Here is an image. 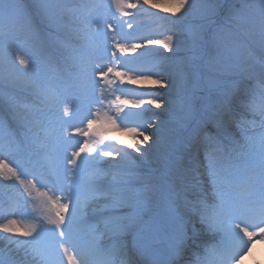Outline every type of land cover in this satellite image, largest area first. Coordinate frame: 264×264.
Masks as SVG:
<instances>
[{
    "label": "snow or ice",
    "instance_id": "1",
    "mask_svg": "<svg viewBox=\"0 0 264 264\" xmlns=\"http://www.w3.org/2000/svg\"><path fill=\"white\" fill-rule=\"evenodd\" d=\"M143 5L159 8L177 19L200 6L196 0H111L110 4L107 0H51L45 11L52 25L63 27V15H69L72 39L77 41L73 54L55 58L39 41L23 32L14 15V0H0V78L21 83L32 89L35 97L34 103L27 106L31 119H25L24 138L0 142V152L20 157L13 163L0 155V179L14 182L23 190L19 203L31 205L35 211L32 202L39 201L44 210L39 217L29 214L33 222L25 226L15 218L17 203L13 204V218L0 223V233L10 234L4 239L27 251L22 259L10 253L0 255V264H116L118 255L123 257L121 264H180L186 255V240L175 221L169 253L147 260L133 259L120 245L102 248L95 227L83 222L87 199L99 191L98 182L105 176L99 159L117 161L131 156V152L137 154L133 158L136 159L146 151L141 146L151 147L156 142V134L148 132L143 122L130 124L126 120L135 116L142 121L152 108L167 105L146 86L171 85L158 75L154 78L151 71L142 70L135 56L138 50L150 51L153 47L177 51L173 35L169 33L164 39H134L129 34H118L114 23L102 18L112 7L120 17H128L133 14L131 10L139 11ZM239 19L241 26L254 31L264 46V0H244ZM127 27L133 28L132 23L128 22ZM21 44L31 48L35 59L18 51L10 59ZM71 46V40L65 44L66 48ZM228 55L225 49L222 56ZM124 56L132 59L122 60ZM128 85L141 88L133 91ZM193 106L192 96L184 100L182 126L193 117ZM246 106L258 113L259 120L248 123L258 125L260 132L245 135L246 143L241 145L240 153L242 165L217 167L212 157H206L213 198L210 202L201 201L198 213L213 242L204 245L203 254H196L192 264H240L245 256L253 254L257 242L264 244V90L252 96ZM85 110L79 125L70 131L65 128L66 118L79 116ZM221 114L222 110L211 119L217 121ZM147 127L160 130L152 119L147 121ZM110 132L127 137L117 141L122 147L114 151H107L104 146L105 141L114 139L108 135ZM71 137L81 139L74 141ZM125 147L131 152L125 151ZM29 164L31 167L26 166ZM133 174V169L125 168L120 177L114 178L117 183L113 199L117 203L125 202L128 177ZM25 196L28 199H23ZM105 227L113 233L136 236L140 246L148 238L137 215L115 218ZM11 236L23 240H12Z\"/></svg>",
    "mask_w": 264,
    "mask_h": 264
},
{
    "label": "rangeland",
    "instance_id": "2",
    "mask_svg": "<svg viewBox=\"0 0 264 264\" xmlns=\"http://www.w3.org/2000/svg\"><path fill=\"white\" fill-rule=\"evenodd\" d=\"M50 2L51 0H14L16 6L14 15L18 18V24L23 32L39 41L47 52L53 53L52 47H49V39L53 44L52 46H55V53H57L58 56L61 58L70 56L73 54L77 44V41L72 39V32L69 27L71 18L69 15L64 14L61 21L64 26L54 27L49 15L45 11L46 5ZM107 2L110 4L111 0H107ZM196 2L197 5L200 6L197 7L194 12L186 16H181L180 19L171 16V14L167 16L166 14L157 13L153 8H149L146 5H143L139 11L131 10L134 11L136 13L135 16L139 18L136 24H133L132 21L129 20L130 16L120 17L114 7L102 17L103 20L112 21L114 23L118 34H129L134 39L147 37L164 39L166 35L170 33L173 35L174 43L177 46V51L175 52H183V54H185L183 57L173 60V63L180 65L181 68L177 71L171 70L169 74V76L174 79V77H177L178 73H186L185 75L183 74L182 77H178L180 81H177V83L179 82L180 84H175L176 89L174 95L170 96L168 99L172 107H174V110H176L175 112H179L177 113V117L175 116L176 114H174V117H176L174 120L171 119L173 120V124H175L174 131L172 133L170 132L173 139L182 136L183 132H185L184 129L188 127V122L194 121L199 111L201 114H204L207 109H213L215 105L216 108L218 107L215 99L217 95H221V92L227 90V84H233L232 86L236 85L237 87L241 79H247L248 76L258 80L264 77V66L262 65L264 46L261 45L259 37L254 31L245 30V28L241 26V21L239 19L244 0H196ZM118 21L121 23H117ZM173 21H175V23H173ZM128 22L132 23L133 28L129 29L127 27ZM104 30H107L106 26H104ZM179 37H181V40L177 39ZM70 40L71 44H73L71 47L66 48L65 44ZM180 42L184 44V47L180 48L181 46H178ZM250 46H255L260 49L262 52L261 57H252V52L249 49ZM156 49L157 48L153 47L151 50ZM225 49H227L229 53L227 58L222 56ZM151 50H138L135 61L141 68L146 67L150 60L146 58L143 63H140V57L151 52ZM17 51L26 57L35 59V55L31 48L23 44H21L18 49L13 50L10 54V59L14 58ZM121 59L131 60L132 57L124 56L121 57ZM17 66L19 67V65ZM126 87L133 91H137L138 89V85H128ZM155 87L156 86H152L154 89ZM160 90L165 93L168 91V87L160 88ZM10 93H12V98L9 97ZM225 93H223V96ZM175 94L179 96L177 99L173 98ZM189 96H192L194 99V115L191 119L185 120L182 126L180 121L184 117L185 112L184 100ZM31 97L35 99L32 89L24 87L15 80L0 78V142L20 140L17 134L11 129L9 117L12 119V123L20 128H24L25 131L27 130L25 119H31V113L30 110L27 109L28 107H26V110L22 109V102H27ZM60 111H62V109ZM93 111H95V107H93ZM112 111L113 113L115 112L114 107ZM82 113L85 115L86 110ZM82 113L80 115H82ZM74 116L66 118L65 128L69 131L70 124L68 121ZM131 117L132 116L127 120L135 119ZM154 119L156 120V118ZM132 122H135V120ZM139 122L141 123L142 121L140 120ZM36 130L37 129L34 128L33 132ZM236 130L238 134L237 140H239L242 145L246 143L244 138L245 135L255 136L260 132L259 126H252V128L249 127L248 129H241V127H239V129ZM61 131L64 132L63 129H61ZM108 135L114 138L108 140L112 144L120 145L117 141L120 140L121 137L127 139V137L120 132H110ZM71 139L75 141L80 140L81 137H71ZM159 141H162V137ZM7 153V151H3L0 152V155L13 163H16L20 158L16 153L12 156H5L4 154ZM169 158L170 154L166 159H164L163 156L164 168H167ZM99 160L104 164L107 163L104 157H101ZM159 176L161 175H158V178ZM160 178H164L163 175ZM10 186L19 187V185L14 182H6L0 179V191ZM63 187L66 192L68 190L67 185L65 184ZM157 191L162 192V188L160 186L157 187ZM147 194L149 193L146 192L145 194V192H143L140 198H137L138 201H135V205H138L135 207L137 208L136 210L139 216H148L150 219L148 224H151L153 219L156 220L159 217V215H155V213L162 207V203H160L158 199H155L153 202L146 199L145 196ZM169 198L170 197L167 196L164 200L168 202L170 200ZM1 199L2 197L0 195V200ZM164 200H162V202H165ZM85 208H87L86 210L88 211L90 207L86 204ZM94 208H100V206H94ZM30 211V209H24L19 211L18 214H15V218L21 225L26 226L33 222L28 218L29 214L33 215ZM125 214L129 213L126 212ZM5 220L6 219L0 216L1 223L5 222ZM195 227L200 231L204 229L199 222L195 223ZM1 254L2 252H0V255Z\"/></svg>",
    "mask_w": 264,
    "mask_h": 264
},
{
    "label": "bare ground",
    "instance_id": "3",
    "mask_svg": "<svg viewBox=\"0 0 264 264\" xmlns=\"http://www.w3.org/2000/svg\"><path fill=\"white\" fill-rule=\"evenodd\" d=\"M153 10H155L157 13H160L163 15L164 14H166L167 16L170 15V13L162 12L159 8L153 9ZM132 13L133 14L130 15L129 20L132 21L133 24H136V22H138L139 18L137 16H135L136 13L134 11H132ZM177 39L181 40V37H179ZM178 43H179V41H178ZM178 43H177V45H178ZM178 46H181L180 48H182V47H184V44L182 42H180V44ZM157 49L151 50V52L146 53V55L142 56L143 58L146 57L148 60H150L151 65L153 67L158 66V65L160 66L161 65L160 63L164 60L165 61H173V60H177V59L183 57V55H185V54H183V52H171L173 54H168L165 51H163V49H158V50ZM171 67H172V69H171L172 71H177L178 69L181 68V66L178 64H174L173 66L171 65ZM142 70H145V68H142ZM145 71H148V70H145ZM167 71H168L167 67L164 68V67L160 66L158 69H156V71H153L154 72L153 74H154V78L156 75H158L159 77H161V79L163 81H165L166 83L171 85L170 87H168L169 92L164 93L157 86L155 87L156 90H152L150 92L153 95L159 96L163 101H166L167 105L162 106L160 109L152 108L151 111L154 115L148 113L143 117V120H142L145 123H147V121L149 119L156 118V120H157V118H158L157 123L160 126L159 131H157L155 128H148L147 126L145 127L148 132H154L156 134V136H157L156 142L152 143L151 147L146 146V151H145L144 155L142 157H138L136 159H133V158L137 157V154L135 152H131L130 149H127L125 147V151L131 152V156H127L123 159L118 158L117 161H112L110 158L104 157L106 159L105 161L111 163L108 165H105L104 163H102L99 160V167H101L103 169L105 176L102 180H100L98 182L99 191L96 194L90 196L87 199L86 204H88L90 209L93 208L92 206H98L99 205L101 207V209H99V211H102V210H104L102 208H107V207L112 209L111 210L112 215L108 214L109 216H107V219L113 220L115 218L126 215L125 213L127 211H123L122 208H120L119 206L135 205L136 202L134 201V199L140 197V195L146 191L145 187L143 186L145 184H140L137 182L136 185H133V184L129 183L128 195L125 199V202L117 203L113 199L114 195H112L113 193L115 194V185L117 183L116 179H114V178L120 177L122 170L125 168H131L134 170V168H132V166L143 165V166H145L144 167V169H145L146 168L145 164L147 162L153 167V169H152L153 172L150 173L151 175L153 174V175H155V177H157L160 174L161 176L163 175V177L166 178V184H165L166 186H164V187L169 188V189L167 190V192H163L164 193L163 195L165 197L169 196L171 198V202L170 201L162 202V206H163V204H165L164 206H166L167 209L171 212V214H172L171 216L172 217L175 216V218L178 217L177 219H179L180 217L178 216V214H181L183 211H186L189 213L188 215H195L196 217L200 218L199 213L196 212L197 210L190 209L188 211V210H185V207L183 209H181L182 205H180V203H179L180 198H179V195H176V194L183 192V186H184L183 183L187 182V181L182 180V178L178 177L175 173H173V175H172L171 174L172 169H170L169 164L167 165V168L166 167L164 168V164H163L164 159H166L168 156V153H170V151L175 148L176 143L179 142V138L184 137V135H183L179 138L176 137L173 139L172 135H170L174 131L173 129H174L175 124H173V120H174V118H176L178 116L177 113H179V112H175L176 110H174V107H172V104L169 102L170 100H168L171 95L172 96L174 95V91L176 89L175 84H178V85L180 84L179 82L177 83V81H180V80H178V77H182L184 72L178 73L177 77H174V79H173L172 77L167 76V74H166ZM262 78L264 79V77H262ZM175 79H177V80H175ZM239 84H241L240 88L238 87L237 89L231 91L230 96L229 95L228 96H222L221 98L216 99L218 102L217 108L208 110L207 115L205 117L200 116V118H198V120L195 121L193 127L198 126V128L196 131H194L195 135L193 137L192 136L190 137V139L191 140L193 139V141H190L189 139H187L186 144L188 146V149L191 148V150H194L197 148L196 144L200 138L198 136V134L200 133V130H201L200 125L209 122L210 125H215L217 128L222 123V121H224L223 119L226 117V115L230 116L229 112L226 113V111L228 110L227 106L229 104H231L232 101L234 102L236 100V98H239L238 90L241 88L243 90L244 87L246 86V84H244L243 80ZM151 86L152 85H149V87H151ZM260 87L262 88V86H260ZM178 97H179L178 94H175V96L173 98L177 99ZM222 106H223V109H222ZM243 109L247 111L248 107H245ZM220 110H222V114H221L220 118L217 121H214L213 119H211V117H213L214 114ZM174 114H176L175 115L176 117H174ZM60 115H62V111H60ZM81 116H83V113H82V115L74 116L72 119H70V121H68L71 128L80 124L79 119L81 118ZM131 118L136 119L137 117L132 116ZM204 118H206V119H204ZM171 119H173V120H171ZM202 119H204V120L200 121ZM126 123H129V122L126 121ZM196 124H198V125H196ZM218 129H220V127ZM220 131H222L221 135L227 141L236 144L235 143L236 141L234 139H237V137H238L237 132H232V130L228 131L226 129H220ZM191 132H193V131H191ZM61 133L65 134L63 131H61ZM161 137H162V141H159ZM120 139H123V137H121ZM181 145L182 144L180 143V146ZM104 146H105V150H107V151H113V149H115V148L122 147L121 145L115 146V147L111 146V143L108 140L104 142ZM180 146L178 147L179 149H181L183 147V146H181V147ZM97 147H100V145H97ZM183 149H185V147H183ZM163 156H164V159H163ZM169 161H170V158H169ZM184 163L188 164L190 162L187 161V159H186ZM151 166H150V168H152ZM150 168H148V169L150 170ZM149 170H147V171H149ZM196 170H197V172H199V170L200 171L203 170L202 173H205V175H207V170L204 169L202 166H197ZM158 172H161V173H158ZM148 174L149 173H147V172H139V171L134 170V174L132 176L128 177V180L134 181V180H137L140 176H141V178L145 179V177ZM201 177L202 176H200V174H198V173L195 175V178H197V179H201ZM112 178H113V181H115V183L114 184H108L107 182L111 181L109 179H112ZM148 179H151V178L149 177ZM200 181L202 182V179ZM209 182H210L209 180L205 179L202 183L204 185L206 183V185L203 186L204 190L207 191V193H209V196H211V198H213L212 197V188H211V184ZM22 191L23 190L20 189V187H18V188L12 187V186L7 187V188L5 187V189L2 192L4 199H3L2 203L0 204V216H2L4 219L13 218V213L11 211L12 204L18 202L21 199V196L19 195V193H22ZM148 193L149 194H147L145 196V198H147L149 196H152L151 198H153V195H151L150 192H148ZM145 194H146V192H145ZM23 199L26 200L28 198L25 196V197H23ZM196 199H197V197H195L193 195H191L188 198H186V197L181 198L183 203H187V204H189L190 202H194ZM10 200H11V202H10ZM206 200L210 202L211 199L206 198ZM32 203L35 205V211H33V208L31 205H27L24 207L26 209H30L31 210L30 212L33 215H36L37 217L44 214V210H43V208L40 207L39 201H34ZM86 209L87 208L84 209L83 222L85 225L91 226L95 221L100 219V217L97 216L96 212L95 213H88V211ZM193 211H195V212H193ZM162 212H163V208L161 207L160 213H162ZM167 214L168 213H166V211H165V215H167ZM163 215H164V212L159 217L158 221L155 222V220H154L147 227H146L147 222L146 223L143 222L144 223L143 224L144 229H145V232H146L147 237H148L143 242L148 244L146 246H150V248H154V247L158 248L160 245H156L157 244L156 238L162 237V239L165 243H163L161 245L164 247H167L169 250H171V246L173 244V237H174V231H173V226H172L173 221L170 220V218L166 216L165 220L169 221V223L165 222ZM0 223H1V221H0ZM109 232H111L109 230V228L108 229H101L98 232L96 231V235L101 236V235L108 234ZM182 232L184 234L183 230H182ZM204 232L207 233L206 230ZM124 234H127V233H124ZM6 235H10V234L0 233V252H2L1 255H8L10 253L15 258L22 259L24 257L25 251H27V249H25L23 246H18L16 244L9 243L8 240L4 239V236H6ZM205 235L207 238L212 237L210 234H205ZM184 237H185V235H184ZM131 238H134L135 241H138L137 237L134 235ZM11 239L12 240H23L22 237H18V236H11ZM100 246H102L106 249L109 248V247H107L108 246L107 244L100 245ZM118 259L121 262L123 257L121 256ZM241 262H243L242 264H264V244L257 242L253 246V254L251 256H245Z\"/></svg>",
    "mask_w": 264,
    "mask_h": 264
}]
</instances>
